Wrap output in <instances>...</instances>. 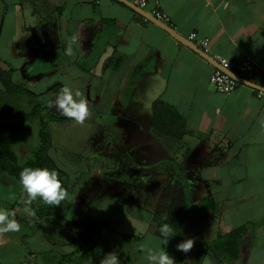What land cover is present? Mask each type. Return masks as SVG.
<instances>
[{
    "label": "crops",
    "instance_id": "crops-1",
    "mask_svg": "<svg viewBox=\"0 0 264 264\" xmlns=\"http://www.w3.org/2000/svg\"><path fill=\"white\" fill-rule=\"evenodd\" d=\"M147 1L145 10L167 14L179 35L207 40L206 49L195 43L212 58L252 61L262 73L248 81L264 87V0ZM1 63L36 94L59 84L88 102L82 124H51L50 156L68 177L67 208L55 222L72 216L52 235L79 247L99 240L121 264H148V249L168 251L150 224L172 207L184 240L195 241L187 253L175 250L176 264H264L259 90L241 83L216 92L211 63L118 0H0ZM2 123L16 154V131ZM12 196L0 194L3 208L17 204ZM203 201L216 207L200 209ZM241 228L239 258L219 262L215 242Z\"/></svg>",
    "mask_w": 264,
    "mask_h": 264
},
{
    "label": "trees",
    "instance_id": "trees-1",
    "mask_svg": "<svg viewBox=\"0 0 264 264\" xmlns=\"http://www.w3.org/2000/svg\"><path fill=\"white\" fill-rule=\"evenodd\" d=\"M6 64H0V120L9 118H22L25 120H37L39 122V139L40 148L35 152L32 159L28 160L26 163L20 165L18 163V156L12 150V138L9 136L0 137V180L5 186L20 184V172L25 167H47L50 170H55L58 177L62 181V186L67 188L68 177L67 173L62 171L55 163V161L50 156V151L52 150V132L50 124L52 123H63L68 122L72 119L64 116L61 111L55 108L45 107L41 103H36L38 98L44 95L59 94L63 86L55 84L43 94H36L30 91L25 84L15 82L12 79L14 70L12 68H6ZM5 98V100H3ZM13 98V99H12ZM24 100L29 104H34L30 114H25L20 107L21 102ZM8 101V102H7ZM10 101H17L20 104L18 106H13ZM15 103V102H14ZM16 104V103H15ZM8 179V181H6ZM179 180V179H178ZM179 183L185 191L184 184L179 180ZM18 186H16L17 188ZM19 201H22L23 195L21 194ZM17 201V204L10 206V210L15 206H21V202ZM30 207L34 210L36 216L41 221H55L60 218L67 206L65 201H61L57 205L41 204L37 205L32 203ZM216 207L215 203L211 201H203L200 203V209H214ZM39 224V223H38ZM163 224L170 225L172 232L168 237V253L172 255L176 248V245L185 239L186 234L181 232L180 229L173 223V210L172 207L169 212V216L166 220H161L155 217L150 224V231L156 236L161 237L160 228ZM37 225V224H36ZM245 232L244 228L237 229L232 233L220 236L214 244L216 258L221 261L226 259H238L239 258V246L241 243V238ZM138 237H134V240H138ZM99 240H92L87 244L88 248H93ZM109 252V248H105Z\"/></svg>",
    "mask_w": 264,
    "mask_h": 264
},
{
    "label": "rangeland",
    "instance_id": "rangeland-1",
    "mask_svg": "<svg viewBox=\"0 0 264 264\" xmlns=\"http://www.w3.org/2000/svg\"><path fill=\"white\" fill-rule=\"evenodd\" d=\"M48 101H50L49 95L38 98L36 103L39 102L43 106L48 107ZM10 103L13 106L20 104L17 101H10L9 105ZM20 107L25 114H30L34 104H29L24 100V103L21 102ZM0 122H3L2 124H11L9 131L13 129L16 131L12 136L15 138L14 151L18 155V163L24 164L32 159L35 152L40 148L39 122L37 120H25L22 118H13L11 122ZM50 128L54 129L51 124ZM6 130L8 128L2 127V132ZM65 133H70V131H66ZM15 184L5 186L0 180V194L5 192V195L10 196V198L12 195L17 198L21 194L23 195L22 201H19L22 205L15 206L12 209L16 214L15 219L21 224V230L19 232L0 233V264H100V260L107 253L102 241H98L93 248H88L87 244L83 243H81L83 244L82 246H77V240L66 233H64V239L56 238L50 231L59 227L61 223H65L72 216L66 214L67 216L62 221H53L51 223L42 221L40 223V220L36 216L25 213L24 208L26 205L23 201L27 199V195L20 188L19 184L16 182ZM16 186L18 187L16 188ZM3 202H0V208H3L1 204ZM32 203L37 205L44 204L39 198ZM10 209L8 208V210ZM66 235L69 237L67 238ZM44 239H47L46 242L48 244L45 245Z\"/></svg>",
    "mask_w": 264,
    "mask_h": 264
},
{
    "label": "clouds",
    "instance_id": "clouds-1",
    "mask_svg": "<svg viewBox=\"0 0 264 264\" xmlns=\"http://www.w3.org/2000/svg\"><path fill=\"white\" fill-rule=\"evenodd\" d=\"M78 40L77 35H73L71 42L65 49V54H73L72 45ZM48 107H55L62 114L78 124H82L89 115V107L86 99L81 97L79 90L73 91L72 88L65 86L54 100L48 101ZM20 184L27 195L23 201L26 205L24 211L28 215H34V210L30 207L33 201L38 198L48 205H59L67 195L66 188L62 186V181L55 170L47 167H25L20 172ZM15 211L0 208V233L19 232L21 224L15 219ZM172 229L170 225L163 224L160 228L161 243L167 246L168 237ZM194 239H186L176 245L177 250L185 253L189 252L194 246ZM148 264H176L165 247L158 249H148L146 254ZM100 264H121L120 258L116 251L104 254Z\"/></svg>",
    "mask_w": 264,
    "mask_h": 264
},
{
    "label": "built area",
    "instance_id": "built-area-1",
    "mask_svg": "<svg viewBox=\"0 0 264 264\" xmlns=\"http://www.w3.org/2000/svg\"><path fill=\"white\" fill-rule=\"evenodd\" d=\"M148 1L147 0H138L137 6H139L142 9H145L147 6ZM153 17H155L157 20L170 25V18L167 14L155 10L150 13ZM145 22H149L148 19L143 18ZM189 40L193 42H198L203 48H207L209 42L207 40H201L198 39L197 34L193 33L188 38ZM204 50V49H203ZM205 51V50H204ZM206 52V51H205ZM220 66L223 68L232 71L236 74H238L240 77L249 80L251 77H259L262 73V71L255 65L252 61L247 60L242 63H233L223 57H215L213 58ZM241 83L233 79L230 75L224 73L223 71L219 69H215L214 73L210 77V85L211 87L218 93L221 94H230L233 91L237 89V87ZM259 96H263L264 92L259 91Z\"/></svg>",
    "mask_w": 264,
    "mask_h": 264
},
{
    "label": "water",
    "instance_id": "water-1",
    "mask_svg": "<svg viewBox=\"0 0 264 264\" xmlns=\"http://www.w3.org/2000/svg\"><path fill=\"white\" fill-rule=\"evenodd\" d=\"M118 1L124 3L125 5H127L131 9H133L135 12H137L143 18L148 19L149 22H151V23L157 25L158 27H160L161 29L165 30L174 39H176L178 42H180L184 46L189 47L191 50H193L194 52H196L197 54L202 56L209 63H211L215 68H217V69L223 71L224 73L230 75L233 79H235L236 81H238V82H240L242 84L248 85V86H250L252 88H255V89L259 90V91H263L264 92V87L263 86L255 84V83H252V82L240 77L238 74L223 68L210 55H208L207 52H205L203 49H201L195 42H193V41H191V40L179 35L175 31V29L173 27H171L168 24H165V23L157 20L155 17H153L145 9H142L139 6H137L136 4H133V3L129 2V1H127V0H118Z\"/></svg>",
    "mask_w": 264,
    "mask_h": 264
}]
</instances>
